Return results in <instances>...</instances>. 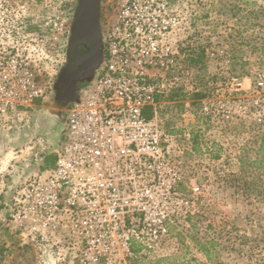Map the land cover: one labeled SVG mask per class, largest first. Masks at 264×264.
<instances>
[{"label": "rangeland", "instance_id": "374dc122", "mask_svg": "<svg viewBox=\"0 0 264 264\" xmlns=\"http://www.w3.org/2000/svg\"><path fill=\"white\" fill-rule=\"evenodd\" d=\"M75 2L20 0L22 59L35 65L43 94L20 126L0 125V264H132L139 256V264L158 258H165L160 264H264V168L251 163L264 134V0H182L181 87L159 109L158 121L182 146L188 203L167 233L144 232L150 245L137 254H128L124 232L85 239L63 232L23 244L11 216L14 198L30 174L53 165L65 140L71 102L56 90L62 63L55 50ZM5 3L0 0V19ZM13 39L7 38L10 45ZM52 40L53 58L46 55ZM199 47L204 62L191 66ZM0 48L14 55L1 40ZM196 92L204 96L195 98ZM193 182L201 186L196 195ZM98 240L105 246L93 245Z\"/></svg>", "mask_w": 264, "mask_h": 264}, {"label": "built area", "instance_id": "2783aa9c", "mask_svg": "<svg viewBox=\"0 0 264 264\" xmlns=\"http://www.w3.org/2000/svg\"><path fill=\"white\" fill-rule=\"evenodd\" d=\"M174 37L173 17L161 24L154 15L137 38L105 44L94 75L68 106L65 140L53 165L30 174L14 198L11 216L23 244L63 232L84 239L124 232V247L133 254L134 242L149 248L144 232L165 235L168 223L182 216V203H188L181 189L182 146L158 121L159 109L181 87ZM22 58L0 48L2 126H20L43 94L35 65ZM190 189L201 192L196 182Z\"/></svg>", "mask_w": 264, "mask_h": 264}, {"label": "flooded vegetation", "instance_id": "af4514ba", "mask_svg": "<svg viewBox=\"0 0 264 264\" xmlns=\"http://www.w3.org/2000/svg\"><path fill=\"white\" fill-rule=\"evenodd\" d=\"M5 4H7V8L3 11L5 16L0 19V40L4 42V44L9 45L10 48L7 50L11 51L14 56L22 57V14L20 0H15V2L6 0ZM78 4L79 0H76L72 16L66 20V23H68L67 26L63 25V28L60 29V38L56 37L57 42L61 40L55 50V54L59 56V58L55 60L58 63H62L59 69L60 73L68 63L72 25ZM12 13L14 15L13 21L15 23L11 30L10 19L11 16H13ZM154 15L158 18L161 24L166 22L171 16L173 17L175 39L180 49L182 0H100V29L103 39V51L105 50V44L113 38L123 36L137 38L141 28L148 30L151 18ZM7 30L11 31V34H8ZM35 31L37 30L35 29ZM12 35L14 36V39L12 41L13 44L10 45L7 38H11ZM53 40L50 42L48 49L46 48V55L51 58L54 57ZM80 49L81 53H84L87 50L83 45H80ZM74 70L75 71L72 72L67 79H59V76L57 77L56 90L60 92L65 102H72L76 99L87 79L92 77L95 73V70H88L87 68L81 67L80 64L75 65Z\"/></svg>", "mask_w": 264, "mask_h": 264}, {"label": "water", "instance_id": "95a60500", "mask_svg": "<svg viewBox=\"0 0 264 264\" xmlns=\"http://www.w3.org/2000/svg\"><path fill=\"white\" fill-rule=\"evenodd\" d=\"M80 45L87 50L81 53ZM103 39L100 29V0H79L72 25L68 63L59 73V79H67L75 65L95 70L103 58ZM89 77L87 80H90Z\"/></svg>", "mask_w": 264, "mask_h": 264}, {"label": "trees", "instance_id": "16d2710c", "mask_svg": "<svg viewBox=\"0 0 264 264\" xmlns=\"http://www.w3.org/2000/svg\"><path fill=\"white\" fill-rule=\"evenodd\" d=\"M193 54L189 57V63L191 66H197L200 65L204 62V58H205V51L203 47H199L198 51L197 50H193L192 52ZM176 95L175 93L171 94L169 98H174ZM204 94L200 93V92H196L194 93V97L195 98H199V97H203ZM147 115L149 117H152V111L149 108L147 111ZM259 148H258V153L260 154L259 158H256L254 160H251V163L257 167V168H264V134H262L260 136L259 139ZM245 162V160H243V163ZM251 183L247 180L245 182V190L250 191V187ZM143 250V246L140 243L134 242L132 245V252L133 253H139ZM203 251L209 255V251L203 247ZM143 256H139L136 258L132 259V264H139L140 259H142ZM144 259V258H143ZM165 260V258H158L155 261L151 262L153 264H160Z\"/></svg>", "mask_w": 264, "mask_h": 264}]
</instances>
